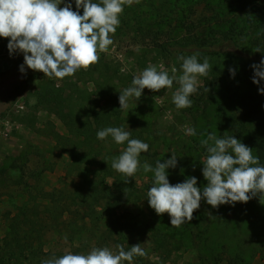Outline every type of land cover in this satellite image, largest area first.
<instances>
[{
	"label": "rangeland",
	"instance_id": "obj_1",
	"mask_svg": "<svg viewBox=\"0 0 264 264\" xmlns=\"http://www.w3.org/2000/svg\"><path fill=\"white\" fill-rule=\"evenodd\" d=\"M68 2H71L72 10L77 11L75 0H65ZM166 2L171 8L170 0H132L131 4L125 0L123 12L130 8L134 13L127 18L123 17V12L120 14V24L115 33L110 34L113 43L108 51L99 53V60L111 63L126 88L133 77L148 66L166 70L170 76L175 68V75H181L180 55L162 53L157 44H177L188 36V28L208 42L217 39L220 30L238 29L234 44L223 48L231 54L220 59L206 56L211 70L207 76L197 77L198 90L190 96L191 107L178 109L172 102V94L178 87L174 81L172 88L159 92L145 88L138 100L129 98L121 117L125 121L137 118L147 126L145 143L149 149L146 153H155V163L163 162L172 154L177 157L176 167L166 169L171 184L195 177L197 187L206 186L202 163L207 152L200 141L209 133L218 138L233 136L252 148L253 155L259 157L260 165L264 166V160L257 152L259 146H264V94L258 91L260 85L249 82L254 76L251 65L259 64L264 58V0H183L173 11L155 12ZM63 6L62 3L60 7ZM178 8L185 11L181 13ZM79 13L83 14L82 8ZM7 44L8 38L0 37V48H8ZM257 48L260 52L255 51ZM6 50L0 54V239L6 232V217L15 214L24 202L40 199L41 195L56 189L70 188V181L64 176L67 155L56 148L53 138V133L66 135L67 131L55 115L37 106L34 97L39 82L49 80L61 86L63 79H50L26 66L25 72L21 73L23 54L18 51L10 54ZM198 59L202 63L204 57ZM230 68L234 70V76L230 74ZM214 78L221 82L216 83L210 98H203L204 104L200 95L206 92L205 88ZM87 82L80 87L90 91L92 84ZM229 116L233 117L236 126H228ZM189 127L195 129L196 135L186 133ZM257 141L260 143L255 144ZM153 160L140 161L133 179L144 197L139 204L119 212L123 222L141 217L148 219L154 211L147 201L154 174L143 171L144 163L155 167ZM158 216L165 222V234L171 235V229H175L173 235L178 250H173L170 258H159L148 242V235L138 229L143 235H133L130 243L123 246L141 243L146 255L136 256L138 260H150L154 264H200V256L210 249L223 247L219 253L222 258L237 257L240 264H264V199L259 195L246 203L216 208L201 200L193 219L180 227L171 226L167 213ZM137 264H141L140 261Z\"/></svg>",
	"mask_w": 264,
	"mask_h": 264
},
{
	"label": "trees",
	"instance_id": "obj_2",
	"mask_svg": "<svg viewBox=\"0 0 264 264\" xmlns=\"http://www.w3.org/2000/svg\"><path fill=\"white\" fill-rule=\"evenodd\" d=\"M170 1L171 8L166 2L162 9L155 12L173 11L183 0ZM178 9L181 13L185 11ZM132 12L134 10L128 8L123 12V17H131ZM186 30L188 36L177 44L165 42L157 44V47L162 53L174 52L185 57L199 53V58L220 59L223 55L231 54L223 48L234 44V34L238 29L231 27L226 31L220 30L218 38H213L211 42L192 34L189 28ZM6 49L0 48V54L5 53ZM252 79L249 82L257 86ZM87 81L92 84L90 91L80 87V84H88ZM219 82L221 79L214 78L208 83L209 91L202 93L200 99L210 98ZM259 85L264 87V81ZM125 88V82L117 76L111 63L102 60L84 71L80 69L73 76L65 77L61 86L49 80L38 83L34 93L37 106L55 115L67 131L66 135L53 133V138L56 148L67 155L64 176L70 181V188L45 193L40 199H29L18 207L15 214L6 217V232L0 239V264H41L42 260L59 257L67 251L87 254L93 247H108L116 252L117 244L127 245L133 235H143L138 229L148 235V242L159 258H170L172 251L178 250L173 235L175 229H171V235L165 234V222L155 211L148 219L141 217L127 222H123L119 215L125 207L139 204L144 196L133 177L127 179L111 167L112 158L121 153L126 142L118 145L110 136L100 140L96 133L106 127H123L130 131V138L146 142L147 126L137 118L125 121L121 117L123 108H120L118 98L119 92ZM11 98L14 100L15 97L12 95ZM222 120L225 121L224 118ZM227 120L228 126H236L233 117L229 116ZM257 152L264 160V146H259ZM139 160H153V164H156L154 152L141 153ZM131 246L129 244L124 249L129 250ZM222 249H210L200 256L202 258H198L199 263L240 264L237 257L222 258V254H219ZM138 261L141 264H154L136 257L126 264H137Z\"/></svg>",
	"mask_w": 264,
	"mask_h": 264
},
{
	"label": "clouds",
	"instance_id": "obj_3",
	"mask_svg": "<svg viewBox=\"0 0 264 264\" xmlns=\"http://www.w3.org/2000/svg\"><path fill=\"white\" fill-rule=\"evenodd\" d=\"M131 2L127 0L128 4ZM62 3L64 6L60 7ZM124 3L125 0H75L77 11H73L71 2L65 3V0H0V37L8 38L10 54L17 51L23 54L21 73L26 66L50 79H64L96 64L99 53L108 51L113 43L110 34H114L120 24ZM255 51L260 52V49ZM198 57L199 53L178 57L182 61L179 76L175 75V68L170 76L168 71L158 70L156 66L146 67L133 77L129 87L119 92L120 108L128 107L129 98L138 100L145 88L159 92L172 88L174 81L178 87L172 94V102L178 109L191 107L190 96L198 90L197 77L207 76L211 70L208 58L204 57L201 63ZM251 67L254 70L252 82L259 85L264 81V58ZM229 72L234 76L233 69ZM258 91L264 94V87ZM186 133L196 135L191 127ZM96 135L100 140L110 136L118 145L126 142L121 153L112 158L111 167L127 179L133 177L140 168L139 157L148 151L149 145L130 138V131L123 127H106ZM200 144L207 152L202 163V175L207 184L202 189L196 186L195 177L176 184L169 182L166 169L176 167L174 154L163 162L158 160L155 167L143 164L144 172L154 174L153 185L147 191L148 204L157 215L167 213L173 227L191 221L201 200L216 208L246 203L258 195L264 199V166L260 165L259 157L253 155L252 148L233 136L218 138L214 133H209ZM115 247L116 252L108 247H93L87 254L67 251L59 257L44 259L41 264H124L136 256L146 255L141 243L129 250L119 244Z\"/></svg>",
	"mask_w": 264,
	"mask_h": 264
}]
</instances>
